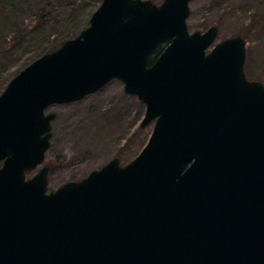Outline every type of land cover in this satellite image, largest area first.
Listing matches in <instances>:
<instances>
[{
  "label": "water",
  "instance_id": "95a60500",
  "mask_svg": "<svg viewBox=\"0 0 264 264\" xmlns=\"http://www.w3.org/2000/svg\"><path fill=\"white\" fill-rule=\"evenodd\" d=\"M191 1L101 0L76 38L10 80L0 264H264V85L246 78L243 37L188 31ZM112 80L145 105L140 127L154 123L145 147L48 192L46 111Z\"/></svg>",
  "mask_w": 264,
  "mask_h": 264
},
{
  "label": "rangeland",
  "instance_id": "374dc122",
  "mask_svg": "<svg viewBox=\"0 0 264 264\" xmlns=\"http://www.w3.org/2000/svg\"><path fill=\"white\" fill-rule=\"evenodd\" d=\"M151 1L160 5L164 0ZM100 4L101 0H0V95L28 62L56 51L86 29ZM189 8L190 33L215 26L216 42L244 38L246 77L264 85V0H193ZM51 112L56 118L43 164L49 168L48 192L84 179L112 159L128 164L144 148L154 126L140 127L145 105L125 94L119 80L78 102L52 106L47 110Z\"/></svg>",
  "mask_w": 264,
  "mask_h": 264
},
{
  "label": "trees",
  "instance_id": "16d2710c",
  "mask_svg": "<svg viewBox=\"0 0 264 264\" xmlns=\"http://www.w3.org/2000/svg\"><path fill=\"white\" fill-rule=\"evenodd\" d=\"M167 43H163L161 45H159L156 50L154 51V53L152 54V56L149 59V63H153V61L161 54V52L163 51V49L165 48ZM34 59H32L30 62L27 63L30 64Z\"/></svg>",
  "mask_w": 264,
  "mask_h": 264
}]
</instances>
